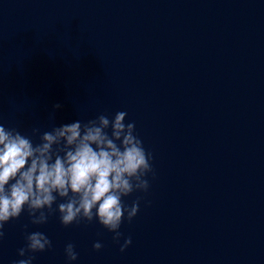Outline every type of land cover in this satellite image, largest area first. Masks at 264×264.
Returning <instances> with one entry per match:
<instances>
[{"label": "clouds", "instance_id": "1", "mask_svg": "<svg viewBox=\"0 0 264 264\" xmlns=\"http://www.w3.org/2000/svg\"><path fill=\"white\" fill-rule=\"evenodd\" d=\"M127 115L102 113L50 131L34 127L28 135L0 122V241L5 224L25 212L30 225L47 224L58 214L64 227L98 223L124 252L132 238L121 225L125 219L133 221L141 203L139 196L130 205L125 198L147 193L149 177H154L153 156L136 134L135 123L126 122ZM28 227L24 225L25 246L17 250L21 259L14 264H33V254L53 246L44 232H29ZM92 247L100 251L103 244L97 241ZM64 255L77 260L75 245L66 244Z\"/></svg>", "mask_w": 264, "mask_h": 264}]
</instances>
